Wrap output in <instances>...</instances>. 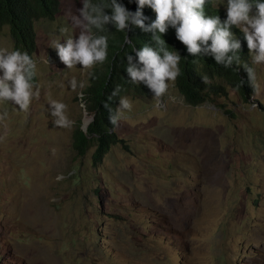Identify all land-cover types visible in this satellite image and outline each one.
Segmentation results:
<instances>
[{"label": "rangeland", "instance_id": "obj_1", "mask_svg": "<svg viewBox=\"0 0 264 264\" xmlns=\"http://www.w3.org/2000/svg\"><path fill=\"white\" fill-rule=\"evenodd\" d=\"M59 1L34 25L38 95L24 110L0 100V264H264V63L252 62L248 103L227 87L190 107L173 81L158 99L123 95V143L94 165V148L73 149L91 118V68H66L53 49L78 38L70 17L83 4ZM216 5L227 12V0ZM0 47L13 50L8 27ZM53 101L68 127L54 124Z\"/></svg>", "mask_w": 264, "mask_h": 264}, {"label": "clouds", "instance_id": "obj_2", "mask_svg": "<svg viewBox=\"0 0 264 264\" xmlns=\"http://www.w3.org/2000/svg\"><path fill=\"white\" fill-rule=\"evenodd\" d=\"M135 2L137 9L132 12L117 0H110L108 4L82 0V9L77 10L79 14H71L70 17L73 29H79L78 38L69 36L64 44L57 39L53 45V49L57 51L60 61L66 68L71 69L81 65L83 69H88L97 62L105 61L108 36L96 34L93 29L104 32L109 24L118 31H130V26L139 27L145 33H151L152 38L157 42H160V37L171 27L175 29L176 39L186 47L189 55L210 56L217 64L224 67H231L234 62L239 61L237 53L241 52L242 43L232 31L233 28H237L246 41L250 61L252 59L251 64L264 63V0H227V18L223 21L218 15H206L207 0H135ZM145 7L150 8L156 15L155 20L150 24L145 23L149 20V17L143 14ZM106 9L111 10V15L106 14ZM136 55L142 67L133 63L132 58L128 57L129 65L126 71L130 80L133 83L146 85L152 91L151 94H155L154 98L162 97L168 91V82L175 81L180 74L178 65L182 57L176 50L170 51L167 48L157 50L147 44ZM245 68L255 86L253 66L252 68L245 66ZM36 69L37 61L27 51L0 47V73H2L0 100L14 102L21 110L27 109L33 96L38 95V87L33 82ZM204 79L207 81L206 77ZM70 85L76 88L77 81L73 79ZM33 88L37 89L35 93ZM118 105L115 113L109 117L115 127L122 118H125V110H130L132 107L127 97H122ZM51 106L55 109L52 112V116L56 117L54 124L68 127L71 122L64 114L66 105L53 101ZM6 116L5 112L0 119ZM88 120L90 123L92 117ZM86 128L84 130L82 127V130L86 131ZM114 128L112 131L115 133Z\"/></svg>", "mask_w": 264, "mask_h": 264}, {"label": "trees", "instance_id": "obj_3", "mask_svg": "<svg viewBox=\"0 0 264 264\" xmlns=\"http://www.w3.org/2000/svg\"><path fill=\"white\" fill-rule=\"evenodd\" d=\"M217 1L220 0H207L205 13L218 15L223 21L227 18V12L216 5ZM92 2L108 4L110 0ZM117 2L124 4L129 11L135 12L137 9L135 0ZM59 9V0H0V31L3 27H8L13 50L27 51L33 56L36 51L35 23L40 20L52 21ZM105 11L111 15L110 9ZM143 14L149 17L146 24L156 18L155 13L148 7L143 9ZM130 27V31H118L109 24L104 32L93 29L96 34L108 36L107 58L103 62H97L87 74V84L82 95L85 111L92 117V121L86 131L76 128L73 149L77 157H83L89 148H94L91 156L94 165L99 164L114 145L122 142L112 131L115 126L109 119L115 113L121 97L126 94L148 96L152 93L143 83H133L126 71L129 56L133 63L139 65L135 51L138 52L145 44L157 50H176L182 57L178 65L180 74L173 81V85L185 104L191 107L213 101L215 97H226V87L236 91L245 103L255 93V86L245 68H252L247 44L237 28L232 31L242 43V50L237 53L239 61L234 62L231 67H224L210 56L189 55L186 47L176 39L175 29L171 27L160 37V42L154 40L151 33H145L139 27ZM114 92L117 94L113 95Z\"/></svg>", "mask_w": 264, "mask_h": 264}, {"label": "water", "instance_id": "obj_4", "mask_svg": "<svg viewBox=\"0 0 264 264\" xmlns=\"http://www.w3.org/2000/svg\"><path fill=\"white\" fill-rule=\"evenodd\" d=\"M136 52V51H135ZM137 54V52H136ZM89 123V120H87L85 123H84V126H83V129L85 130V128L87 127V124Z\"/></svg>", "mask_w": 264, "mask_h": 264}]
</instances>
